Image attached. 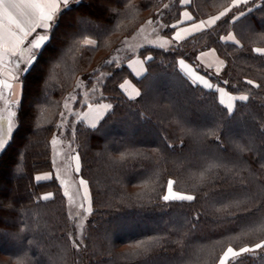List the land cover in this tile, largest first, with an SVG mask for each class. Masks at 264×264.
<instances>
[{
	"label": "trees",
	"instance_id": "obj_1",
	"mask_svg": "<svg viewBox=\"0 0 264 264\" xmlns=\"http://www.w3.org/2000/svg\"><path fill=\"white\" fill-rule=\"evenodd\" d=\"M232 1L190 7L205 18ZM183 8L182 0H79L61 12L20 77L16 122L0 145V264H218L228 247L264 243V55L255 52L264 47V0L169 48L143 44L142 26L159 23L171 36ZM230 33L238 44L223 42ZM209 49L225 60L220 75L198 61ZM136 55L147 72L129 99L120 85L133 79L127 62ZM181 61L247 100L230 112L217 90L181 72ZM95 77L96 103L109 112L96 127L71 118L63 136L93 204L76 246L53 142L68 97ZM43 173L50 178L39 181ZM169 181L195 199L165 201ZM227 264H264V248Z\"/></svg>",
	"mask_w": 264,
	"mask_h": 264
},
{
	"label": "crops",
	"instance_id": "obj_2",
	"mask_svg": "<svg viewBox=\"0 0 264 264\" xmlns=\"http://www.w3.org/2000/svg\"><path fill=\"white\" fill-rule=\"evenodd\" d=\"M78 1L79 0H68L67 5H65L63 3V0H57L58 7L54 12L53 20L50 21L49 29L44 30L41 28H36L35 31H31L29 35L24 39V42L16 48L15 54H13L11 51L4 52L3 49L0 48V108L4 109L3 111L4 113L2 112L1 113L2 115H0L1 124H8L7 122L9 123L14 122V115L15 113L17 114V108L15 110H9V109H14L15 107H17V105H19V102L21 100L22 92H23V83L20 77L22 75V70L32 63L34 59L33 56L34 52L37 51V49H35L32 46V44L34 43L35 40L39 38L40 35H44L47 39L45 42H43L42 44L43 46L49 39L50 30L57 21L61 12L69 8L72 4ZM249 1L251 0H247V3ZM41 2L49 3L50 0H41ZM247 3H242L241 5ZM191 4H192V0H189V3H185L184 0H182V5L184 8L182 9L179 15L178 21L174 24V29L170 36V40L173 42V44L181 43L195 35H198L213 28L224 17V16L221 17V19L218 20L215 25L211 27L205 26V28L197 31L194 27L195 24L199 23L201 20L206 21L212 17L219 16L220 13L225 12V10L215 15H211L205 18H199L195 15L193 9L190 7ZM232 8H236L233 7V1L230 7L227 9H232ZM247 12L248 11L241 13L237 17V19L243 17ZM185 13H187L188 16H185ZM189 16L192 17V19H188ZM142 28L145 27L142 26L141 29ZM229 36L234 37V39L229 40L228 39ZM237 41L238 39L234 33L228 34L223 39V42L226 43L238 44ZM256 49L264 50V47H258ZM255 52L258 53L257 51ZM198 61L205 69L213 71L218 74L221 73L225 68V60L215 49H209L201 52L198 55ZM127 67L130 70L133 79L129 78L124 80L120 85V89L124 94V96H126L127 98L136 99L140 95V89L139 86L136 84L135 80H140L145 76L147 72L146 61L143 58L136 55L127 62ZM193 69L195 68L189 65L188 62L186 61H183V63L180 62L181 72L186 77H188L193 83L201 85L205 88H208L207 84H211L213 88L214 83H212L210 79L205 78L204 76L200 75L199 73H197V71ZM223 90L229 93L226 89L223 88ZM137 93H139V95H137ZM229 94L231 96V99L229 97L226 98L227 99L229 98V101L232 106L234 104L236 105L237 102L236 97L233 96L231 93ZM109 110H110V106L105 102L88 105L81 113V120L86 125L96 127L103 120V118L106 116ZM37 178L39 181H45L50 178V175L48 173H43L39 175Z\"/></svg>",
	"mask_w": 264,
	"mask_h": 264
},
{
	"label": "rangeland",
	"instance_id": "obj_3",
	"mask_svg": "<svg viewBox=\"0 0 264 264\" xmlns=\"http://www.w3.org/2000/svg\"><path fill=\"white\" fill-rule=\"evenodd\" d=\"M144 27L145 28H142L139 30L140 35L142 36L144 35L143 38L145 37L143 44L160 47V48H169L173 45V42L170 40V36H161L162 32H165V28L161 27L159 23L157 24L148 23V24H145ZM35 54H36V51L34 52V55ZM189 65L193 66L192 64H189ZM26 68L22 70V73L24 72ZM193 70L197 71L196 69H193ZM210 72L215 73L213 71H210ZM197 73L204 76L205 78H208L201 72L197 71ZM221 73H219V75ZM215 74L218 75V73H215ZM100 79L101 78L95 77L94 79H91V80H86L83 82L79 81L77 90H75V92L70 94L67 101L65 102L64 112L62 114V119L59 124V133L54 138V142H53L54 143L53 162H54V166H55L58 179L67 197L68 209H69V213H70L72 224H73V232H72L73 238L72 239L74 240L73 243L76 246L83 244L86 236L88 235L87 222L91 216V213L93 210V204H92V196H91L88 183L85 179H83L80 176L81 162H80L79 156L76 154V148L72 146L69 142H67L63 136L65 133L66 125H68L71 118L82 121L81 113L83 112V110L88 105L95 104L96 101L102 98V90H100L99 88ZM223 88L226 89L224 86H221L215 83L212 89L217 90V93L219 95L218 98H220V102L223 101L222 104H224V106L230 112H232L235 109V104L232 106L229 101V98L231 97L229 93L231 92H229L226 89L229 93L223 90L224 94L221 95L218 89H223ZM231 94L236 97L237 101L238 100L245 101V100H241L240 97H244V96L248 97L247 94H233V93ZM226 97H229V98L227 99ZM17 107H15L14 109H9V110H15ZM3 111L4 109L0 108V115H2L1 113ZM16 117H17V114L15 113L14 122L12 123L11 122L10 123L7 122L8 124L0 123V145L5 140V138L8 137L12 129V126L16 122V119H15ZM3 136L5 137L3 138ZM81 181H84L85 183L82 184ZM172 190L173 192H176L173 189V187H172ZM166 195H169L168 191L166 192ZM6 221L7 219L3 222H6ZM230 259L232 258L230 257L227 263L230 261Z\"/></svg>",
	"mask_w": 264,
	"mask_h": 264
},
{
	"label": "snow or ice",
	"instance_id": "obj_4",
	"mask_svg": "<svg viewBox=\"0 0 264 264\" xmlns=\"http://www.w3.org/2000/svg\"><path fill=\"white\" fill-rule=\"evenodd\" d=\"M185 3H189V0H184ZM63 3L67 5L68 0H63ZM242 3H247V0H233V7H239ZM58 7L57 0H50L49 3L41 2V0H0V48L4 52L11 51L15 54L16 48L24 42V39L29 35L31 31H35L36 28H41L48 30L50 27V21L53 20L54 12ZM47 9V10H46ZM231 9H226L225 12H221L219 16L212 17L206 21L201 20L199 23L195 24L194 27L197 31L205 28V26H213L217 23L221 17L226 16L228 11ZM185 16H188L185 13ZM192 19V17H188ZM231 22V20L226 21V23ZM44 35H40L37 40L34 41L32 46L39 50L46 41ZM221 39H224L223 37ZM229 40L234 39V37L229 36ZM237 43H239L237 41ZM258 53L264 55V50L256 49ZM149 59H151L149 57ZM183 63V61H181ZM207 83V82H206ZM248 84L252 85L253 81L248 80ZM208 88H212L211 84H207ZM254 87L259 88V84H255ZM218 91L223 95V89H218ZM139 95V93H137ZM231 99V97H230ZM241 100H246L247 97H240ZM223 103V101H221ZM226 115L229 113L226 111ZM264 166V165H262ZM84 184V181H81ZM172 181L168 183V193L163 199L168 200H179V201H193L195 197L193 195H181L172 190ZM47 199V197H44ZM264 248V243H258L254 247H243L239 250H235L232 247H228L223 257L220 259L219 264H227L229 258H238L242 254L253 252L257 249Z\"/></svg>",
	"mask_w": 264,
	"mask_h": 264
}]
</instances>
